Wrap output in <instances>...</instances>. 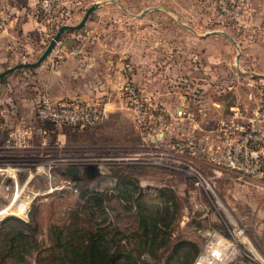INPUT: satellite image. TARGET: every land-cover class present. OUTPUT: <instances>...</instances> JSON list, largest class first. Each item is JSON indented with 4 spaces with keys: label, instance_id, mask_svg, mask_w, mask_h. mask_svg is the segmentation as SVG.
<instances>
[{
    "label": "rangeland",
    "instance_id": "rangeland-1",
    "mask_svg": "<svg viewBox=\"0 0 264 264\" xmlns=\"http://www.w3.org/2000/svg\"><path fill=\"white\" fill-rule=\"evenodd\" d=\"M94 1H104L105 4L89 13L88 19L99 16L95 25L91 24L92 28H108L119 39V32L124 31V36L133 40L131 45L143 48L146 53L144 70L139 72L145 79L143 84L136 86L139 93L146 96L144 104L147 111L153 110L154 102L165 109L163 129H192V120L200 118V113L193 114L196 111L192 109L197 110L195 107L198 104H205L199 97L203 94L208 95V100H220L221 105L217 107L222 112L228 108L227 105L233 100V88L223 84H229L236 75L233 67L231 70H217L211 64L206 71L185 66L179 70L173 69V46L185 47L186 42L191 40L183 33L188 28L177 22L176 17L197 32L224 28L232 30L230 24L235 18L223 11L217 0H115L121 6L111 0H66L67 11L61 16L57 14L58 17L50 21L46 39L52 36L58 23L78 21L85 8ZM231 1L226 0L227 4ZM244 2L241 0L239 15ZM146 7L151 8L140 13ZM86 23L75 30L89 28L88 20ZM47 41L32 54L29 50L31 45L30 48H24L14 44L12 53L0 54V70L19 61L34 60ZM209 47L210 52L226 50L221 43L211 42ZM226 55L227 59H233L231 52L228 51ZM180 60L186 62L184 58ZM189 68L191 71H187ZM32 73V67H17L4 74L0 81V100L5 96L7 101H0V219L6 215L22 219L32 216L39 227L37 238L41 247L47 243V228L51 222L75 220L79 226L110 222L127 233L136 227L134 207H125V203L111 188L117 179H127L138 184L145 198L156 193L158 188L173 193L174 218L169 224L170 245L180 239H187L196 245L198 252L203 231L216 229L230 238L236 249L233 257L223 264H264V176L239 179L233 171L200 157L177 155L164 145L154 147L147 144L137 131L139 127L132 119L131 110L122 101L120 104L130 117L129 122L117 120L116 112L107 113L101 122L94 125L82 128L74 126L73 129L67 125L53 127L40 123L35 116L25 120L27 117L24 118L20 108L22 105L15 108V102L9 97L32 95L34 88L31 85L35 81ZM261 87L264 89V85ZM175 91L198 95L200 101L189 104L190 110L185 108V114L189 112L191 119L180 113L181 108L177 110L178 120L169 114V111L173 112ZM2 109L7 111L8 121L3 120ZM205 110L210 111L211 117L207 123L214 127L218 120L217 110H211L208 106ZM16 118L22 121L18 122ZM101 126H111L112 129H94ZM44 128L46 143L41 145L39 137L42 133L36 132V129ZM14 129H32L29 146L4 145L8 133ZM167 133L165 131L167 141L176 136ZM157 151L167 152L161 162L144 159ZM176 159L190 163L192 169L186 164L177 163ZM67 166H78V178L70 177L65 171ZM85 187L105 189L103 208L97 209L91 219L85 211L73 213L81 205L80 188ZM122 241L124 247H128L133 245L134 238L128 237ZM168 249L169 246L159 259L156 258L155 264L162 261ZM62 256L52 259L50 264H58L56 261ZM4 264H40V261L37 253L32 252L22 263L7 259Z\"/></svg>",
    "mask_w": 264,
    "mask_h": 264
},
{
    "label": "crops",
    "instance_id": "crops-1",
    "mask_svg": "<svg viewBox=\"0 0 264 264\" xmlns=\"http://www.w3.org/2000/svg\"><path fill=\"white\" fill-rule=\"evenodd\" d=\"M104 4L105 2L101 1L95 10L103 7ZM56 12H53L54 15L51 17L40 13L37 0H0V54L12 53L14 44L25 46L24 48H30L31 45L30 54L32 51H38L42 43L49 39L46 37L49 35L50 21L60 15ZM88 18L85 24L88 20L89 28L86 27L83 31L71 29L61 32L44 60L37 67L29 66L33 69L32 78L35 80L31 85V88H34L32 95L9 97L15 102L13 104L15 108L19 104L22 105L20 108L24 118L27 117L25 120L35 116L34 105L43 94H46L53 100L82 99L99 103L106 107L108 114L116 112L117 120L125 119L129 122L130 117L120 104V87L126 81L133 82L137 86L143 84L145 77L139 72L144 70L146 53L143 52V48H135L131 45L133 40L130 41L128 36H124L126 32H119L121 35L119 39L115 32L108 28L104 30L92 28L99 16ZM230 25L232 30L224 28L202 32L194 31L187 25L185 27L188 29L183 33L191 40L186 42L185 47L173 46V69L179 70L185 66L206 71L212 64L217 70H231L232 67L236 70V75L230 79V83L223 84L233 88V100L227 105L228 110L222 112L220 107H217L221 105L220 100L210 98L208 100L206 94L199 96L205 104H198L195 107L197 110L190 106L193 112L196 111L193 114L200 113V118L193 119L191 123V128L196 129L199 134L216 127V124L213 127L207 123L211 117L210 111L205 110L206 106L211 110H217V117H212L225 120L234 115L236 108L242 113L246 109L248 111L258 97V89L264 85V0H245L241 14ZM211 42L223 44L226 50L210 52ZM228 51L233 56L232 60L227 59ZM182 58L186 62L181 61ZM1 63L0 60V66ZM125 64L131 66L130 73L123 69ZM179 78L184 79L181 76ZM173 94V112L171 110L169 114H173L176 120L179 119L178 109L188 110L189 104L200 101L198 95L192 93L186 95L175 91ZM3 98L1 102L6 100L5 96ZM1 112H3V120L8 121L7 111L2 109ZM184 116L191 119L189 112L184 113ZM16 119L18 122L22 121ZM70 127H72L70 129L75 128ZM94 129L112 128L101 126ZM260 129L264 132V122L260 123ZM183 130L187 129H166V132L178 134ZM44 133L45 128L39 137L41 145L46 143L47 135L45 136Z\"/></svg>",
    "mask_w": 264,
    "mask_h": 264
},
{
    "label": "built area",
    "instance_id": "built-area-1",
    "mask_svg": "<svg viewBox=\"0 0 264 264\" xmlns=\"http://www.w3.org/2000/svg\"><path fill=\"white\" fill-rule=\"evenodd\" d=\"M218 6L235 19L241 9V0H217ZM39 10L48 17L53 12L63 15L66 12V0H37ZM55 13V14H56ZM123 69L131 72V66L125 64ZM146 96L139 93L136 84L126 81L120 87V99L131 110L132 119L139 135L144 142L154 147L164 145L174 154H188L202 158L224 169L233 171L236 178L247 180L264 176V132L260 123L264 122V89H258V97L250 108L243 111L236 108L234 115L227 119L218 120L213 130L199 134L195 129L179 131L173 139H165L163 129L164 108L161 104L153 103V110H146ZM181 108L180 113H185ZM35 118L40 123H48L53 127L64 125L79 128L101 122L107 115L104 105L82 99L53 100L43 94L34 105ZM152 117V118H151ZM44 129H36L43 132ZM33 132H35L33 130ZM32 129H14L8 133L5 144L17 147L29 146ZM167 154L157 151L153 156L144 157L155 163L161 162ZM189 169L192 165L185 161ZM203 241L200 250L195 255L192 264H223L233 257L236 249L232 240L222 235L216 229H207L202 233Z\"/></svg>",
    "mask_w": 264,
    "mask_h": 264
},
{
    "label": "trees",
    "instance_id": "trees-1",
    "mask_svg": "<svg viewBox=\"0 0 264 264\" xmlns=\"http://www.w3.org/2000/svg\"><path fill=\"white\" fill-rule=\"evenodd\" d=\"M111 188L125 207H134L136 227L133 230L126 233L110 222H94L90 226H79L75 220L51 222L47 243L41 247L37 238L39 227L32 216L22 219L6 215L0 219V264L7 259L22 263L32 252L37 253L40 264H50L60 255L63 256L56 261L58 264H155L168 246L158 264H192L198 250L195 244L187 239L169 243L175 200L171 191L158 188L145 198L138 184L127 179H117ZM105 197V189L80 188L81 205L73 213L85 211L91 219L97 209L103 208ZM128 237L134 238L133 245L124 247L122 240Z\"/></svg>",
    "mask_w": 264,
    "mask_h": 264
},
{
    "label": "water",
    "instance_id": "water-1",
    "mask_svg": "<svg viewBox=\"0 0 264 264\" xmlns=\"http://www.w3.org/2000/svg\"><path fill=\"white\" fill-rule=\"evenodd\" d=\"M112 2L118 4L119 6L120 3L118 1L115 0H111ZM99 1H94L91 4H89L85 10L83 11L82 15L80 16V18L78 19V21H76L75 23H62L59 25V27L56 29V31L52 34V36L48 39L45 47L43 48V50L39 53V55L32 61H20L17 62L13 65L7 66L4 69L0 70V78L6 74L7 72L11 71L14 68L17 67H29V66H35L38 65L45 57L46 55L49 53V51L51 50V48L53 47L55 41L58 39L59 35L61 32L65 31V30H71V29H78L80 28L85 20L87 19L89 13L94 10L98 5H99ZM151 7H146L144 9H142L140 11V13L144 12L145 10L149 9ZM176 21H178L180 24L187 26L186 24H184L178 17H176ZM231 41L234 43V41L231 39ZM247 72H251V71H247ZM65 171L69 173L70 177L72 178H78V166H67L65 168ZM28 196V195H27Z\"/></svg>",
    "mask_w": 264,
    "mask_h": 264
}]
</instances>
